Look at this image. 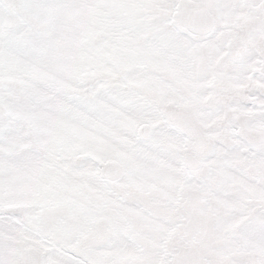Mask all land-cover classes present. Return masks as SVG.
<instances>
[{
  "label": "snow or ice",
  "instance_id": "6c2138e0",
  "mask_svg": "<svg viewBox=\"0 0 264 264\" xmlns=\"http://www.w3.org/2000/svg\"><path fill=\"white\" fill-rule=\"evenodd\" d=\"M0 264H264V0H0Z\"/></svg>",
  "mask_w": 264,
  "mask_h": 264
}]
</instances>
